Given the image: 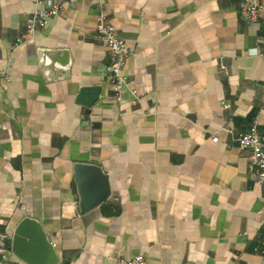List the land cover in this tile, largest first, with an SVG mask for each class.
Masks as SVG:
<instances>
[{"label":"crops","instance_id":"obj_1","mask_svg":"<svg viewBox=\"0 0 264 264\" xmlns=\"http://www.w3.org/2000/svg\"><path fill=\"white\" fill-rule=\"evenodd\" d=\"M53 1L62 11L30 37L32 15ZM243 2L103 0L131 52L130 83L117 102L96 0H0L5 264H31L12 249L25 216L42 224L56 264H111L138 254L145 264H261L264 184L227 131L254 123L264 130V19L247 21ZM40 48L68 50V76H54L60 67L47 77ZM87 86L102 88L91 107L77 101ZM78 162L99 164L112 189L86 213Z\"/></svg>","mask_w":264,"mask_h":264},{"label":"built area","instance_id":"obj_2","mask_svg":"<svg viewBox=\"0 0 264 264\" xmlns=\"http://www.w3.org/2000/svg\"><path fill=\"white\" fill-rule=\"evenodd\" d=\"M100 4L98 15L97 33L102 42L109 50L110 62L106 66L105 74L113 84L114 99L117 102L123 101V90L126 88L130 79L124 73V67L131 52L125 40L119 34L117 28L108 21V15L103 8V0H96ZM62 11V5L58 1L51 2L46 8H37L32 19L27 25L26 31L31 37L39 28L48 25L50 18ZM241 15L249 22H257L264 19V0H244L241 8ZM25 39L18 38V43H23ZM219 72L229 75V67L223 61L220 62ZM138 98L134 96L132 104H136ZM232 135V140L243 150L248 152V169L252 178L259 184H264V130H261L257 123H254L246 132L235 133L227 129ZM214 141L219 137L214 136ZM78 206V202H76ZM10 233L8 230L0 229V264H5ZM146 260L142 254L134 256H121L111 264H145ZM264 264V247L262 250V262Z\"/></svg>","mask_w":264,"mask_h":264},{"label":"water","instance_id":"obj_3","mask_svg":"<svg viewBox=\"0 0 264 264\" xmlns=\"http://www.w3.org/2000/svg\"><path fill=\"white\" fill-rule=\"evenodd\" d=\"M40 65L47 77H51L52 69L60 68L62 76H68L71 65L70 52L66 49L40 48ZM100 86L83 87L80 90L77 101L91 107L101 95ZM75 179L80 195V209L83 213L89 212L111 196L112 189L109 175L95 162H78L75 165ZM13 252L23 260L31 264H56L60 257L54 244L50 241L42 224L35 218L25 216L18 223L13 235Z\"/></svg>","mask_w":264,"mask_h":264}]
</instances>
